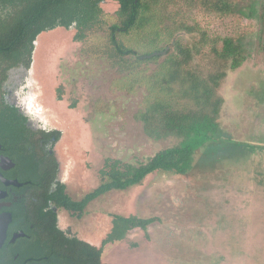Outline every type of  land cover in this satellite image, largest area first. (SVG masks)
<instances>
[{
    "label": "rangeland",
    "instance_id": "rangeland-1",
    "mask_svg": "<svg viewBox=\"0 0 264 264\" xmlns=\"http://www.w3.org/2000/svg\"><path fill=\"white\" fill-rule=\"evenodd\" d=\"M251 2H237L251 27L246 59L222 88L226 102L220 121L238 151L248 144L263 148L247 162L213 166L197 163L199 150L186 175L155 172L139 185L94 199L82 216L63 212V226L98 245L111 227V214L159 218L147 232L137 228L108 244L102 255L106 264H264V16L260 8L251 14ZM102 7L114 13L119 4L107 0ZM75 32L61 27L39 36L31 85L34 102L45 111L42 118L63 130L58 152L68 192L80 199L99 185L106 158L137 164L176 140L147 135L136 118L147 90L114 89L112 81L122 73L110 51L74 41ZM166 56L148 65L154 69Z\"/></svg>",
    "mask_w": 264,
    "mask_h": 264
},
{
    "label": "trees",
    "instance_id": "trees-1",
    "mask_svg": "<svg viewBox=\"0 0 264 264\" xmlns=\"http://www.w3.org/2000/svg\"><path fill=\"white\" fill-rule=\"evenodd\" d=\"M106 1L0 0V80L10 69L32 68L41 34L74 28V41H87L94 51H110L122 73L112 81L114 89L133 94L139 87L147 90L136 114L147 135L176 140L137 164L106 158L98 186L80 200L68 195L62 199V205L79 215L99 196L139 185L152 173L188 174L199 150L197 163L213 166L247 162L263 148L248 144L238 151L220 121L226 102L222 88L229 72L246 59L245 38L251 27L237 9L238 0H113L119 4L114 13L103 9ZM251 1V14L260 8L264 16V0ZM151 47L157 48L146 53ZM165 50L167 56L154 69L148 64L160 55L141 58ZM62 95L60 87L57 99ZM61 134L57 131L58 138ZM111 217L100 245L77 237L63 242L66 260L60 264H106L102 255L108 244L124 240L137 228L147 232L159 220L135 214Z\"/></svg>",
    "mask_w": 264,
    "mask_h": 264
},
{
    "label": "flooded vegetation",
    "instance_id": "flooded-vegetation-1",
    "mask_svg": "<svg viewBox=\"0 0 264 264\" xmlns=\"http://www.w3.org/2000/svg\"><path fill=\"white\" fill-rule=\"evenodd\" d=\"M33 70L34 62L30 70L19 66L0 80V264H60L66 260L62 243L82 239L62 224L63 212L83 214L61 203L72 197L58 152L63 130L42 118Z\"/></svg>",
    "mask_w": 264,
    "mask_h": 264
},
{
    "label": "water",
    "instance_id": "water-1",
    "mask_svg": "<svg viewBox=\"0 0 264 264\" xmlns=\"http://www.w3.org/2000/svg\"><path fill=\"white\" fill-rule=\"evenodd\" d=\"M37 43V42H36ZM168 49V48H167ZM167 53V50L165 51H160V52H154L150 55H144L142 56L141 58H151V57H154V56H157V55H165Z\"/></svg>",
    "mask_w": 264,
    "mask_h": 264
}]
</instances>
